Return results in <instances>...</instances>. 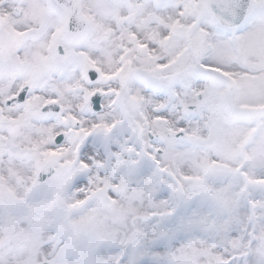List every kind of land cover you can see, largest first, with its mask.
Here are the masks:
<instances>
[{
  "label": "snow or ice",
  "instance_id": "obj_1",
  "mask_svg": "<svg viewBox=\"0 0 264 264\" xmlns=\"http://www.w3.org/2000/svg\"><path fill=\"white\" fill-rule=\"evenodd\" d=\"M0 264H264V0H0Z\"/></svg>",
  "mask_w": 264,
  "mask_h": 264
}]
</instances>
